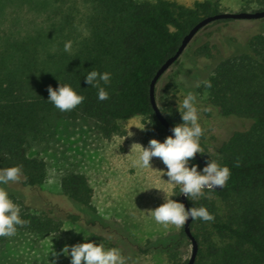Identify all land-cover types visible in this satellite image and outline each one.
<instances>
[{
	"label": "trees",
	"instance_id": "obj_1",
	"mask_svg": "<svg viewBox=\"0 0 264 264\" xmlns=\"http://www.w3.org/2000/svg\"><path fill=\"white\" fill-rule=\"evenodd\" d=\"M14 3H25L42 13L37 25L0 36V170L22 166L27 181L20 184L25 187H38L45 181L46 162L29 149L51 137L60 121L80 122L108 140L126 133L127 119L141 116L149 123L144 136H172L152 110L150 81L198 20L226 10L220 0L191 4L176 0H0V12ZM261 8L264 0H244L240 6V10ZM68 41L71 50L65 51ZM187 50L209 69L204 81L212 86L202 84L208 105L218 115L241 124L213 152L203 149L199 153L206 163L213 160L229 167L231 175L221 189L205 190L196 200L186 197L189 208L203 206L215 217L210 222H189L198 244L193 264H264V17L215 19L199 29L183 52ZM93 69L111 73L110 83L102 85L109 93L107 100L100 101L98 90L85 83ZM59 84L70 85L84 101L72 111L58 110L48 101L47 89L55 90ZM159 108L172 127L179 124L175 109ZM193 164L203 174L198 158L188 166ZM59 188L81 212L65 210L55 215L10 194L21 209V218L30 221L17 230L47 236L57 232L64 220L84 223L86 213L95 214L92 188L84 173L63 171ZM176 201L181 203L179 198ZM178 236L190 244L183 227ZM6 239L0 237V247ZM96 239L106 237L89 234L88 240ZM166 256L169 264H185L188 259L177 250Z\"/></svg>",
	"mask_w": 264,
	"mask_h": 264
},
{
	"label": "rangeland",
	"instance_id": "obj_2",
	"mask_svg": "<svg viewBox=\"0 0 264 264\" xmlns=\"http://www.w3.org/2000/svg\"><path fill=\"white\" fill-rule=\"evenodd\" d=\"M191 4L194 0H176ZM225 11H238L244 0H220ZM254 8V3H252ZM42 13L25 3L7 4L0 12V36L9 30L23 31L40 22ZM239 26V25H238ZM241 26V25H240ZM243 26V25H242ZM199 36V35H197ZM203 64V65H202ZM209 72L204 62L193 57L189 50L164 72L155 87V100L159 107H170L179 114L178 108L187 93L196 95L198 123L204 130L200 146L213 152V147L229 134L241 128L239 121L218 115L207 103V93L202 84ZM140 130L137 127H143ZM126 133L103 139L80 122L60 121L54 134L34 143L29 151L43 158L47 165V177L38 187H25L19 183L0 184L8 194H14L25 202L51 210L60 215L65 210L81 212V208L64 197L59 188L60 174L65 170L84 173L92 188V203L96 212L85 214L84 223L64 220L61 228L47 236H36L17 230L7 237L0 247V264H70V255L61 254V249L88 240L90 233L106 239H96L105 249L118 248L126 258V264H169L167 252L177 250L184 259L189 257L191 245L178 236L180 228L167 227L155 222L148 210L164 203L165 195L180 196L179 185L167 182L166 166L153 157L152 169L133 166L139 144L148 146L150 139L161 143L168 135L144 136L149 123L141 116L125 121ZM128 130L133 133L128 137ZM224 211V206L221 205ZM69 229L66 231H61ZM53 236V234H55ZM123 234V235H122ZM149 240L148 243L146 241ZM58 253L50 255L51 251Z\"/></svg>",
	"mask_w": 264,
	"mask_h": 264
},
{
	"label": "clouds",
	"instance_id": "obj_3",
	"mask_svg": "<svg viewBox=\"0 0 264 264\" xmlns=\"http://www.w3.org/2000/svg\"><path fill=\"white\" fill-rule=\"evenodd\" d=\"M71 50V41L65 44V51ZM111 81V73L98 72L93 69L85 76V83L98 90V99L107 100L109 93L102 85H107ZM206 88H211L209 81H204ZM48 101L61 112H69L79 106L85 99L79 95L68 84H59L54 90L48 87ZM196 95L187 93L181 106L178 108L182 123L175 125L171 131L172 136H168L161 143L156 139H150L147 147L139 144V153L133 166L139 168L152 169L151 160L153 157L166 166V172L158 170L167 176V182L173 186L179 185L180 193L188 199H199L204 196L205 190L208 192L221 189L226 186L230 178L231 170L227 166H221L216 161L210 160L202 169V173L197 170V165L189 167V161L195 158L197 153H203L200 146V137L204 130L198 123V109L195 106ZM151 123V122H150ZM144 130L143 127H137ZM133 133L128 130V137ZM27 181V176L23 175L22 166L17 165L0 170V184L9 182L19 183ZM173 195H165L164 203L154 210H148L155 222L165 227L173 225L182 228L189 220L202 219L205 222L214 221L215 217L201 206L185 209L184 204L171 199ZM20 207L14 203L4 187H0V237H12L17 234V226H27L30 221L22 219ZM69 229L61 230L66 231ZM53 234V236H55ZM61 254L70 255V264H126V258L118 248L105 249L103 244L94 242L78 243L72 246L65 245L61 249ZM50 255L57 256L58 253L51 251ZM51 264H56L55 260Z\"/></svg>",
	"mask_w": 264,
	"mask_h": 264
},
{
	"label": "water",
	"instance_id": "obj_4",
	"mask_svg": "<svg viewBox=\"0 0 264 264\" xmlns=\"http://www.w3.org/2000/svg\"><path fill=\"white\" fill-rule=\"evenodd\" d=\"M264 17V8L261 9H255V10H238V11H220L217 13H214L212 15H207L200 20H198L189 30L188 32L182 37L179 46L177 47L176 51L170 55L168 58H166L162 64L156 69L150 84H149V99L150 104L152 107V110L156 116V118L159 120V122L166 128V130L173 135L171 129L173 128L172 125L168 122L166 117L161 112L159 106L156 103L155 100V83L157 79L172 65V63L182 54L183 50L185 49L186 45L189 43V41L194 37V35L206 24L210 23L211 21L215 19H258ZM196 158H198L204 165L206 166V162L202 159L199 153L195 155ZM179 200L182 204H184L185 209H190L187 202H186V196L184 194H180ZM189 220L186 222V224L183 226L184 232L186 233L187 237L190 240V254L185 264H193L195 260V256L197 253L198 244L196 239L194 238L193 234L191 233L190 227H189Z\"/></svg>",
	"mask_w": 264,
	"mask_h": 264
}]
</instances>
